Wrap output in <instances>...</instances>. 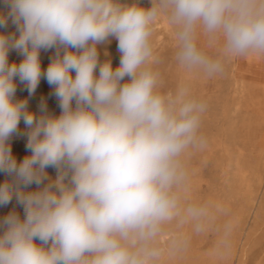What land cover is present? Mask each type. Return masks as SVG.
I'll use <instances>...</instances> for the list:
<instances>
[{"label":"clouds","instance_id":"1","mask_svg":"<svg viewBox=\"0 0 264 264\" xmlns=\"http://www.w3.org/2000/svg\"><path fill=\"white\" fill-rule=\"evenodd\" d=\"M4 3L0 28L11 19L16 31L0 32V207L15 199L23 215L13 207L0 217V264H161L165 254L185 251L181 229L200 232L212 215L184 195L183 158L204 144L206 105L184 83L161 90L153 28L166 19L178 66L212 77L228 58L264 57V0ZM110 37L120 53L115 68L100 59ZM50 49L42 69L40 53ZM12 50L19 63L9 62ZM17 78L30 96L45 79L59 115L44 102L37 115L27 99H14ZM21 120L29 154L18 162L10 141ZM227 235L225 226L221 245Z\"/></svg>","mask_w":264,"mask_h":264},{"label":"rangeland","instance_id":"2","mask_svg":"<svg viewBox=\"0 0 264 264\" xmlns=\"http://www.w3.org/2000/svg\"><path fill=\"white\" fill-rule=\"evenodd\" d=\"M150 6L151 0L146 8ZM117 43L110 37L109 58L114 68L120 60ZM200 44L210 55L216 54L217 50L203 39ZM152 45L161 90L174 93L184 83L191 95L206 105L200 126L204 144L190 149L183 158L187 170L184 195L186 202L207 205L212 214L200 232L185 225L181 230L189 235L187 249L176 255L165 254L161 264H264V92L255 85L259 70L254 56L228 58L223 71L212 77L183 71L175 60L172 29L163 18L153 28ZM17 85L18 92L27 91L19 79ZM26 142L27 137L19 131L11 138L18 162L29 154ZM5 179L0 172V183ZM13 207L23 215L22 207L13 199L0 207V217ZM225 226L227 244L221 245ZM176 230L175 225L170 226V231Z\"/></svg>","mask_w":264,"mask_h":264},{"label":"bare ground","instance_id":"3","mask_svg":"<svg viewBox=\"0 0 264 264\" xmlns=\"http://www.w3.org/2000/svg\"><path fill=\"white\" fill-rule=\"evenodd\" d=\"M122 2L123 3H132L133 0H122ZM149 2H150V0H139L140 5L145 7V8L147 7ZM6 12H7V7H6L5 3H4V0H0V13H6ZM15 31H16L15 25L11 22V19H9L8 24H7L6 27L0 28V32L13 33ZM109 44H110V38H109V42H106V43L100 45V59H101V61H103L106 58H109V52H110ZM54 52H55V49H50V50H47V51H44V50L41 51L40 57H41V67H42V69L45 68L46 64L50 63V59L54 55ZM105 53H107V56L105 55ZM252 56H254V58H255L254 59L255 60L254 65L259 70V72L256 75L258 77V79H257L255 85L257 87H260L261 90L264 92V72H263L264 71V69H263L264 68L263 67V65H264V57H259V56H256V55H250V57H252ZM245 59H246V57H245ZM21 60H22V56L17 51H15V50L10 51V53H9V62L10 63L11 62L19 63ZM250 63H252V62H250ZM248 68L249 67H247V69ZM256 68L254 67V69H256ZM245 72H243V73H245ZM243 75L244 74H242V76ZM256 76H254V77H256ZM244 77L245 76H243V78ZM244 79H246V78H244ZM253 81H255V80H253ZM16 83H17V80H16ZM251 87H249V89H251ZM17 88H18V85H17ZM53 93H54V90L52 89V87L47 83V81L45 79L42 78L40 80V83H39L38 87L36 88L34 94H32L30 96L28 91L18 92L16 90V94H15L14 99H27L29 110L32 111V112H35L37 115L40 114V105H41L42 102L46 103L47 110H48L49 113L55 114V115H59L61 110H60V108H59V106L57 104V100H56V98H55ZM18 131H19V133L22 136H26L24 134L26 132V128H25L23 120H21V122H20ZM47 172H48L49 176H51L53 178H55V176L57 174L56 169L52 168V167H49L47 169ZM256 208L257 207L253 208V211H252L253 214H255Z\"/></svg>","mask_w":264,"mask_h":264}]
</instances>
